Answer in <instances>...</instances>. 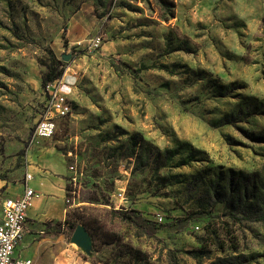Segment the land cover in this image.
Here are the masks:
<instances>
[{
    "label": "rangeland",
    "instance_id": "rangeland-1",
    "mask_svg": "<svg viewBox=\"0 0 264 264\" xmlns=\"http://www.w3.org/2000/svg\"><path fill=\"white\" fill-rule=\"evenodd\" d=\"M38 141L91 263L264 264V0H0V207Z\"/></svg>",
    "mask_w": 264,
    "mask_h": 264
},
{
    "label": "crops",
    "instance_id": "crops-1",
    "mask_svg": "<svg viewBox=\"0 0 264 264\" xmlns=\"http://www.w3.org/2000/svg\"><path fill=\"white\" fill-rule=\"evenodd\" d=\"M26 172L28 180L23 178L6 189L9 197L20 196L25 187L35 192L26 213L25 234L14 256L37 264H93L90 251L73 241L74 232L67 221L69 169L65 156L54 146L38 141L28 151Z\"/></svg>",
    "mask_w": 264,
    "mask_h": 264
},
{
    "label": "built area",
    "instance_id": "built-area-1",
    "mask_svg": "<svg viewBox=\"0 0 264 264\" xmlns=\"http://www.w3.org/2000/svg\"><path fill=\"white\" fill-rule=\"evenodd\" d=\"M102 38L95 36L87 43L88 52L96 51L101 47ZM63 79H58L46 86V104L36 121L33 139H50L57 126V120L65 118L70 113V104L63 92ZM30 175L26 172L24 180ZM35 192L25 187L17 197L4 199L0 209V264H37L31 259H22L14 256V250L25 234V220L28 209L32 206Z\"/></svg>",
    "mask_w": 264,
    "mask_h": 264
},
{
    "label": "trees",
    "instance_id": "trees-1",
    "mask_svg": "<svg viewBox=\"0 0 264 264\" xmlns=\"http://www.w3.org/2000/svg\"><path fill=\"white\" fill-rule=\"evenodd\" d=\"M55 61H56V63L58 65H61V67H60L59 70L57 69V67L56 68L55 67H49L47 73L45 74V76H44V78L42 80V86L43 87L47 86V84H49L51 82H54V81L60 79L61 76H62V74H63V72H64L65 65L61 64V62L58 61V60H55ZM125 215H126L125 216L126 219H132V217H133L132 216L133 214H131V215L130 214L129 215L128 214H125ZM261 219L264 220V216H262Z\"/></svg>",
    "mask_w": 264,
    "mask_h": 264
},
{
    "label": "water",
    "instance_id": "water-1",
    "mask_svg": "<svg viewBox=\"0 0 264 264\" xmlns=\"http://www.w3.org/2000/svg\"><path fill=\"white\" fill-rule=\"evenodd\" d=\"M73 241L80 247L89 250V238L87 233L82 228H77L73 234Z\"/></svg>",
    "mask_w": 264,
    "mask_h": 264
}]
</instances>
